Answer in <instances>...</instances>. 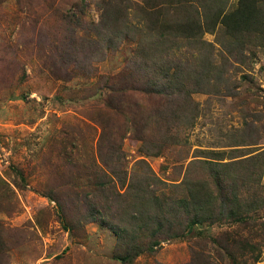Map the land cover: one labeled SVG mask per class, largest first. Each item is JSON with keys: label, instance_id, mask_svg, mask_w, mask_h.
I'll use <instances>...</instances> for the list:
<instances>
[{"label": "rangeland", "instance_id": "374dc122", "mask_svg": "<svg viewBox=\"0 0 264 264\" xmlns=\"http://www.w3.org/2000/svg\"><path fill=\"white\" fill-rule=\"evenodd\" d=\"M111 1L87 0L83 9L82 0H0V264H124L115 258L121 241L134 231L142 243L148 237L139 229L147 211L143 163L167 184L159 195L174 210L182 211L174 202L187 199L182 184L193 174L220 197L219 170L228 195L213 217L224 221L194 225L132 264H244L243 244L264 264V48L229 58L223 28L206 32L224 77L193 95L200 117L173 134L179 145L148 156L139 138H161L146 122L164 100L147 95L146 81L128 68L137 41L113 39L106 24L100 30ZM196 155L210 163L192 165ZM248 169L256 183H246ZM109 193L115 205L104 209ZM188 218L172 217L182 225ZM103 220L125 231L118 236Z\"/></svg>", "mask_w": 264, "mask_h": 264}, {"label": "trees", "instance_id": "16d2710c", "mask_svg": "<svg viewBox=\"0 0 264 264\" xmlns=\"http://www.w3.org/2000/svg\"><path fill=\"white\" fill-rule=\"evenodd\" d=\"M86 1L82 0L81 7L85 6L83 9L86 8ZM229 1L144 0L143 5H137L132 0H115L104 4L100 30H105L106 24L109 30L114 29L113 39L128 37L137 41L138 48L128 68L132 69L134 75L146 81L147 95L159 96L164 100L162 109L150 113L146 122V125L155 124L156 130L162 132L161 138L154 137L151 141L139 138L143 143L142 152L146 155H161L168 143L172 146L179 145L180 136L173 139V134L179 135L186 130H192L200 117L199 105L193 100V95L205 89L206 85H212L217 78L224 77L222 72L216 73L214 47L203 38L206 32L213 33L218 26L223 28L226 44L222 43V47L229 58L246 57V50L250 45L264 48V3L261 0H240L237 7L229 9ZM112 23L113 26L110 25ZM214 75L217 78H213ZM170 132L173 133L170 135ZM200 157L204 156L196 155L192 165L210 163ZM143 164L146 171L142 174L145 189L143 199L147 211L145 223L139 229L148 231V237L142 243L141 235L134 231L121 241L115 258L124 264H132L140 255L154 251L155 247L166 240L181 237L194 225L225 219L213 218L217 206H226L224 201L228 195L226 179L220 176L219 170H215L213 178L220 197L213 192L209 179L193 174L182 184L187 189V199L174 202L178 206L182 205V211H179L180 207L176 205L177 210H174V206H169L161 199L159 191L167 184L156 177L147 163ZM112 173L116 175L117 172ZM245 177L247 184L256 183V170L248 169ZM130 185L133 186V182ZM110 194L104 198V209L115 205ZM117 196L125 198L127 194L117 193ZM233 198L241 200L239 194H234ZM219 199L223 202L220 203ZM124 203L126 210L129 204L128 201ZM95 211L97 213L96 209ZM183 212L184 216L192 218H188L189 222L182 225L172 217L180 218ZM118 214L115 208L112 215ZM93 217L97 218L94 215ZM232 219L249 221L248 218ZM102 223L118 233V236L125 231L124 228L119 229L109 224L107 220ZM180 226H183L182 233L174 232ZM140 232L142 234L143 231ZM246 249H249V256L244 264H256L262 259V253H258L254 247L243 244V250ZM201 260L203 264H208L204 259H193L190 264H200Z\"/></svg>", "mask_w": 264, "mask_h": 264}, {"label": "bare ground", "instance_id": "6f19581e", "mask_svg": "<svg viewBox=\"0 0 264 264\" xmlns=\"http://www.w3.org/2000/svg\"><path fill=\"white\" fill-rule=\"evenodd\" d=\"M237 37V36H236Z\"/></svg>", "mask_w": 264, "mask_h": 264}]
</instances>
